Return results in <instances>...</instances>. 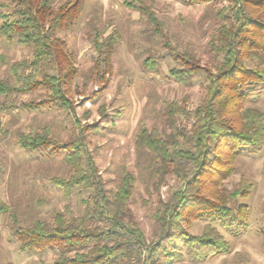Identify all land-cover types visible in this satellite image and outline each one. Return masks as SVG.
I'll return each instance as SVG.
<instances>
[{"label":"trees","instance_id":"trees-1","mask_svg":"<svg viewBox=\"0 0 264 264\" xmlns=\"http://www.w3.org/2000/svg\"><path fill=\"white\" fill-rule=\"evenodd\" d=\"M10 1L13 10L0 12V34L8 42L29 47L31 57L12 63L10 78H0V96H4L0 113L39 111L48 105L73 109L68 93L76 67L57 32L78 17L84 0H66L56 7L55 0ZM180 1L187 5L226 2L217 9L218 26L209 42L210 52L220 58L213 69L200 65L193 53L180 52L170 43L151 3L123 0L125 6L146 16L153 31L163 37L167 53L183 64L169 70L175 81L185 83L196 72H202L207 81L205 93L191 113L180 102L166 103L169 134L161 137L155 130L142 127L135 138L137 146L146 147L156 157V188L167 172L174 173L183 183L168 202L160 203L155 213L159 229L155 241H146L128 206L132 174L125 172L116 189L107 191L94 165L82 166L83 129L90 134L99 127L79 125L80 130L83 128L80 135L63 146L53 142L46 126L17 134V142L27 149L52 146V152L56 153L63 148L73 174L69 180L53 178V181L67 193L75 185L95 188L83 202L82 214L67 217L57 211L52 223L37 220L30 226H22L13 208L0 202V214L11 220L15 240L25 248L56 250L52 264H174L183 257L178 249L182 239L190 257L202 260L227 251L228 244L211 223L204 226L201 234H191L189 227L193 221L223 219L235 231L247 221V206L238 200L249 194L251 183L241 179L236 186L226 189L221 188V182L233 171L234 157L241 149L253 151L264 144V113L245 106L251 91L264 88V0ZM119 41L120 35L115 30L93 40L97 53L95 66L104 75L111 70V54ZM247 61L254 65L249 66ZM143 64L149 70L156 68L151 57ZM40 88L46 91L40 100L18 98ZM181 115L191 116L190 128L177 125Z\"/></svg>","mask_w":264,"mask_h":264},{"label":"rangeland","instance_id":"rangeland-1","mask_svg":"<svg viewBox=\"0 0 264 264\" xmlns=\"http://www.w3.org/2000/svg\"><path fill=\"white\" fill-rule=\"evenodd\" d=\"M64 1L55 0L54 6ZM145 1L152 4L164 24L170 43L180 52L193 53L200 65L213 69L220 58L210 52L209 42L218 26L217 9L226 2L187 5L180 0ZM12 10L10 0H0V12ZM114 30L120 41L111 54V70L104 75L95 66L93 40ZM57 36L64 40L76 67L68 93L73 109L48 105L39 111L0 113V202L13 208L22 226L37 220L52 223L57 211L67 217L82 214L83 202L95 188L75 185L67 193L53 181L69 180L73 174L63 148L56 153L52 146L27 149L19 145L17 134L46 126L53 142L63 146L80 135V126L93 125L99 127L93 129L95 134L83 129L82 166L92 163L107 191L116 189L125 172L132 174L128 206L146 241H155L159 235L155 213L160 203L168 202L183 183L167 172L156 188V157L146 147L137 146L135 138L142 127L155 130L161 137L169 134L166 103L180 102L191 113L205 93V75L196 72L185 83L175 81L169 70L183 64L167 53L163 37L153 31L146 16L125 6L123 0H84L78 17ZM30 57L29 47L8 42L0 34V78H10V65ZM148 57L156 61L154 70L143 64ZM246 64L254 65L250 61ZM45 94V89L40 88L18 98L40 100ZM3 101L4 96H0V103ZM245 106L264 113V88L251 91ZM192 123L191 116L181 115L177 125L188 129ZM241 179L251 183L249 194L238 200L248 209L244 226L235 231L226 220L202 218L189 227L191 234H201L207 223L216 226L227 241V251L195 261L182 239L178 249L183 257L174 264H264V144L253 151L241 149L235 155L233 171L221 182V188L231 189ZM55 253L56 250L22 247L12 235L8 215L0 214V264H52Z\"/></svg>","mask_w":264,"mask_h":264}]
</instances>
